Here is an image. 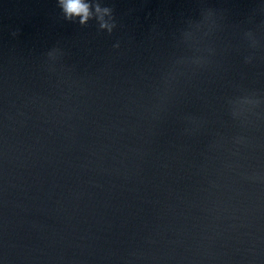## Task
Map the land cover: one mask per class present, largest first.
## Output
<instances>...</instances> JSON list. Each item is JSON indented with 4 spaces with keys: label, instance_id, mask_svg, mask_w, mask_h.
<instances>
[{
    "label": "water",
    "instance_id": "1",
    "mask_svg": "<svg viewBox=\"0 0 264 264\" xmlns=\"http://www.w3.org/2000/svg\"><path fill=\"white\" fill-rule=\"evenodd\" d=\"M93 2L0 0V264H264V0Z\"/></svg>",
    "mask_w": 264,
    "mask_h": 264
},
{
    "label": "clouds",
    "instance_id": "2",
    "mask_svg": "<svg viewBox=\"0 0 264 264\" xmlns=\"http://www.w3.org/2000/svg\"><path fill=\"white\" fill-rule=\"evenodd\" d=\"M58 5L68 21L78 19L81 25H87L90 20L96 19L99 28L107 29L109 33H112L116 27L114 22L110 23L105 18L111 16L112 9L106 6L102 7L99 2H93V0H58Z\"/></svg>",
    "mask_w": 264,
    "mask_h": 264
}]
</instances>
